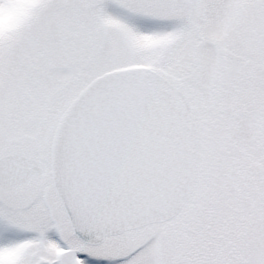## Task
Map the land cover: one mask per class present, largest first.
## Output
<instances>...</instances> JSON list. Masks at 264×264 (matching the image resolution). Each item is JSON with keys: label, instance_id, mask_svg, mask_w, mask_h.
<instances>
[{"label": "snow or ice", "instance_id": "6c2138e0", "mask_svg": "<svg viewBox=\"0 0 264 264\" xmlns=\"http://www.w3.org/2000/svg\"><path fill=\"white\" fill-rule=\"evenodd\" d=\"M0 264H264V0H0Z\"/></svg>", "mask_w": 264, "mask_h": 264}]
</instances>
